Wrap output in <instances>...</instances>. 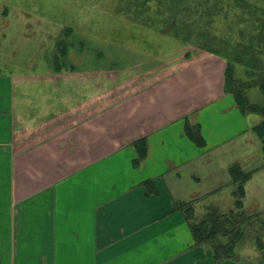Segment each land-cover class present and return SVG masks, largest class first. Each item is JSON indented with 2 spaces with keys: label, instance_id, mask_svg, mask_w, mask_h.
Segmentation results:
<instances>
[{
  "label": "crops",
  "instance_id": "1",
  "mask_svg": "<svg viewBox=\"0 0 264 264\" xmlns=\"http://www.w3.org/2000/svg\"><path fill=\"white\" fill-rule=\"evenodd\" d=\"M182 62L106 107L85 83L56 91L0 77V264H246L217 263L197 246L176 203H193L196 215L202 205L221 209L208 202L235 187L233 164L250 166L261 119L225 93L224 61ZM187 122L205 147L187 136ZM142 139L147 156L136 166ZM253 171L244 205L264 207L249 192Z\"/></svg>",
  "mask_w": 264,
  "mask_h": 264
},
{
  "label": "rangeland",
  "instance_id": "2",
  "mask_svg": "<svg viewBox=\"0 0 264 264\" xmlns=\"http://www.w3.org/2000/svg\"><path fill=\"white\" fill-rule=\"evenodd\" d=\"M121 2L0 0V77L17 78L26 87L53 85L56 91L63 85L78 87L85 83V87L98 89L97 98L99 92L106 107L127 98L154 79H163L175 72L183 64V56L189 61L209 55L160 32L163 26L161 28L157 22V27L144 26L140 20L134 19V8L132 16L121 12L128 1ZM253 3L257 4L256 0ZM257 5L263 9L261 3ZM249 96L254 103L264 101L258 89L251 90ZM78 112L76 110L75 115ZM257 117L260 122L263 120ZM256 143L257 150L246 147V163L250 166L245 171L254 173L253 170H259L249 192L251 196L256 194L260 201L264 200V154H261V142L256 140ZM256 154L261 156L258 158ZM235 189L231 186L217 193L215 203H208L212 206L219 204L222 213L235 211V197L232 195ZM254 204L250 200L244 205L246 214L254 218L247 223V234L236 247L235 261L238 263H264V230L255 217L264 207ZM203 206L198 208V219L205 213Z\"/></svg>",
  "mask_w": 264,
  "mask_h": 264
},
{
  "label": "trees",
  "instance_id": "3",
  "mask_svg": "<svg viewBox=\"0 0 264 264\" xmlns=\"http://www.w3.org/2000/svg\"><path fill=\"white\" fill-rule=\"evenodd\" d=\"M127 1V7L121 12L132 16L134 8V19L140 20L144 26L157 27V22L161 28L163 26L160 32L226 63L225 93L234 98L242 115H257L263 119L253 132L261 142L264 154V101L254 103L249 96L251 90L258 89L264 100V6L261 9L257 0V4L253 0ZM238 67L241 74L237 71ZM186 133L198 147H205L198 125L187 122ZM135 148L137 157L134 163L139 166L147 156L146 139L139 140ZM230 175L236 187L235 211L222 213L216 207H208L198 219L193 203H176V209L184 214L188 222L195 244L209 248L217 263L236 260V247L247 234V223L254 218L248 216L244 209L245 185L253 172H246L235 164L230 168ZM146 185L153 193L152 182H146ZM255 217L264 230L262 217Z\"/></svg>",
  "mask_w": 264,
  "mask_h": 264
}]
</instances>
